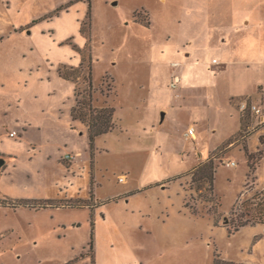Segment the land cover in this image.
<instances>
[{
  "label": "rangeland",
  "instance_id": "obj_1",
  "mask_svg": "<svg viewBox=\"0 0 264 264\" xmlns=\"http://www.w3.org/2000/svg\"><path fill=\"white\" fill-rule=\"evenodd\" d=\"M115 2L0 0V264H213L216 253L264 264L263 234L254 238L264 225L228 230L261 190L243 145L232 167L220 152L211 190L208 178L193 180L198 154L182 133L200 116L173 111L162 123L157 107L168 104L172 59L188 48L206 56L225 4ZM83 55L95 106L119 115L93 153L88 127L71 116L74 84L59 73ZM258 176L264 184V165Z\"/></svg>",
  "mask_w": 264,
  "mask_h": 264
},
{
  "label": "crops",
  "instance_id": "obj_2",
  "mask_svg": "<svg viewBox=\"0 0 264 264\" xmlns=\"http://www.w3.org/2000/svg\"><path fill=\"white\" fill-rule=\"evenodd\" d=\"M212 1L224 3L225 9L217 8L215 15L217 18L220 16L218 20L221 25H219L217 34L211 37L212 40L206 47L208 49L203 48L204 52L207 51L206 56L201 57L202 50L196 48L184 49V53L183 49L182 52L177 50L178 54L181 52L182 55L179 56L180 58L172 59L173 71L171 75L174 72L181 75V95L176 97L170 88V83H168L171 90L167 97L168 104L157 106L161 111L163 110L162 123L173 111L178 113L179 110H186L190 114L195 113L200 116L198 121L188 124L182 132L185 138L187 128L190 125L195 127L196 137L185 139L195 142L194 152L198 154L196 166L206 161L214 150L239 133L241 113L237 107V101L244 97L258 98L260 88H264V0ZM116 2L119 3V0ZM174 63H179V65L174 66ZM78 65L74 64L73 66ZM115 108L114 120L118 115ZM200 113L206 114V116L201 117ZM207 116L208 118H206ZM203 122H208L206 128L209 137L206 144H204L205 136L201 125H199ZM260 135L264 136V128L260 133L251 134L247 138L249 153L262 150ZM203 146L208 147L206 151L204 150L205 153L200 151ZM236 147L241 150L242 144L234 143L225 154H228L229 160L236 161L238 164V161L232 158V151ZM230 153L231 155H229ZM242 154L248 169L246 175L249 176L251 171L249 160L244 150H242ZM259 161L253 173L254 186L262 190L264 184L258 180V172L259 168L264 165V156L259 158ZM169 178L155 185L162 186L164 182L167 183ZM263 225L258 224L250 227L260 228ZM260 234L263 236L258 239L257 248L260 243L264 242V230L262 228L259 233L255 234L254 238ZM243 262L252 263L251 261Z\"/></svg>",
  "mask_w": 264,
  "mask_h": 264
},
{
  "label": "trees",
  "instance_id": "obj_3",
  "mask_svg": "<svg viewBox=\"0 0 264 264\" xmlns=\"http://www.w3.org/2000/svg\"><path fill=\"white\" fill-rule=\"evenodd\" d=\"M61 11L58 9L56 12ZM55 12V13H56ZM85 25V24H84ZM83 25V27H84ZM88 26V25H87ZM87 28H85L86 30ZM59 73L62 77L70 80L74 84V105L71 110V116L73 120H79L88 127L91 153L95 149L96 139L108 132L112 131L115 126L114 120V108L110 106L97 107L94 104V92L95 85L92 76V65L86 56L83 55L82 62L78 66L69 64H61L59 67ZM252 117L248 111L241 114V129L238 134L229 138L221 147L214 150L209 158L200 163L193 174V180L198 177L199 179L208 178L211 182V190H214V180L217 172L216 159L219 157L220 152L224 153L234 143L239 142L243 145V149L246 152V156L249 160L250 174L248 179L253 177L254 170L256 169L258 159L261 157L256 156L255 153H249L247 141H243L248 138L254 131H251L249 127L252 124ZM260 142L264 144V136L260 137ZM64 161V160H61ZM65 162V161H64ZM68 165V162H66ZM69 166V165H68ZM197 176V177H196ZM254 178V177H253ZM254 182V180H253ZM247 185V184H246ZM30 200L21 201L24 204H29ZM34 202L43 203L42 200H33ZM213 199H208V202ZM38 202V203H39ZM241 203V202H237ZM239 212L233 211L232 213L237 216V220L229 228L230 233L238 232L241 228L246 226H255L258 224H264V189L255 193V195L240 205L237 206ZM193 214L197 211L193 210ZM232 229V230H231ZM257 237V236H256ZM213 264H252L243 261H235L223 258L219 253H216Z\"/></svg>",
  "mask_w": 264,
  "mask_h": 264
},
{
  "label": "built area",
  "instance_id": "obj_4",
  "mask_svg": "<svg viewBox=\"0 0 264 264\" xmlns=\"http://www.w3.org/2000/svg\"><path fill=\"white\" fill-rule=\"evenodd\" d=\"M179 63H174V66H178ZM181 75L179 73L174 72L171 76L170 80V88L174 91V95L179 97L181 95ZM237 107L239 108L241 114L248 111L252 117V124L249 127L251 131H255L259 128H264V88H260V96L258 98L252 97H244L238 100ZM11 137L18 136V131L13 130L9 132ZM186 138L194 139L196 137L195 127L190 125L185 132ZM227 166H235L237 165L236 161H227Z\"/></svg>",
  "mask_w": 264,
  "mask_h": 264
},
{
  "label": "water",
  "instance_id": "obj_5",
  "mask_svg": "<svg viewBox=\"0 0 264 264\" xmlns=\"http://www.w3.org/2000/svg\"><path fill=\"white\" fill-rule=\"evenodd\" d=\"M115 4H118V2H115ZM4 163L2 159H0V166Z\"/></svg>",
  "mask_w": 264,
  "mask_h": 264
}]
</instances>
